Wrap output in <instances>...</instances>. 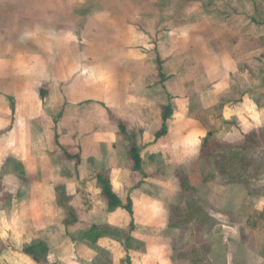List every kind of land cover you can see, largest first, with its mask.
Here are the masks:
<instances>
[{
	"label": "crops",
	"instance_id": "crops-1",
	"mask_svg": "<svg viewBox=\"0 0 264 264\" xmlns=\"http://www.w3.org/2000/svg\"><path fill=\"white\" fill-rule=\"evenodd\" d=\"M37 1L40 4L34 7L44 14H54L56 18L57 13L63 12L61 0ZM219 2L214 5L213 19L207 15L212 12V5H204L202 10L200 7L206 16L202 15L198 23V46L202 49L215 40V51L206 47L204 56L200 51L194 60L190 55L184 57L179 69L171 63L166 70L163 66L166 83L161 79L159 85L157 81L150 100H144L143 94L152 75L144 70L147 60L153 59L141 52H130L131 45L141 38L135 29L127 30L124 14L130 8L123 0L110 6L108 16L103 15L102 19L110 34L109 41L104 42L112 46L105 48L106 53L85 55L84 63L78 42H74L80 32L73 8L68 11L75 14L76 21L70 26L63 27L61 22L51 26L47 21L50 18L44 19L43 15L38 25L44 26L48 36L38 37V53H31L28 58L21 56L25 67L21 74L16 70L13 40L0 38V157L6 155V149L10 150L12 161L15 157V137L8 131L15 121L17 77L24 73L28 77L23 82L27 83L30 96L33 89L35 92L43 84L38 95L41 104L34 101L31 105H38L40 112L30 122L39 118L45 135H40L43 140L38 144L33 142L35 133L25 135L24 148L18 154L31 188L38 192L34 193L35 198L20 199L22 209L16 212V219L26 228L43 221L50 233H40L37 239L48 248V255L58 252L60 256L54 263L46 259L37 262L24 253L27 245L20 249L24 234L11 237L8 229L3 231L0 227V264H96L106 253L111 255L113 264H165L163 254L174 245L169 234L170 208L182 195L176 174L185 167L190 173L192 165L201 160L204 141L211 133L208 125H218L220 133L216 137L233 146L254 132L264 134V97L256 96L253 86L256 76L264 74V0L262 5L258 0ZM81 30L82 39L89 43V30ZM65 32L70 37L63 38ZM119 44L124 48L117 46L114 51ZM49 45L54 48L49 49ZM192 61L198 64L195 66ZM84 66L86 70L82 69ZM192 76H205L208 80L221 77L222 81L215 87L210 80L206 85H193ZM196 96L200 111L215 110L214 120L206 122L201 115H192ZM168 106L172 114L165 122ZM164 126L167 134L158 138ZM136 133L132 145L130 138ZM133 147L141 157L140 169H136ZM239 186L233 184L226 190L227 185L215 183L214 188L209 184L203 190L206 194L209 191L208 201L221 213L216 216L222 217L225 212L235 222L240 218L237 228L227 227L235 230L238 238L232 249L233 264H255V260L256 264H264V225L257 227L251 217L255 211L264 212V197L249 202L244 186L241 195H234ZM107 187L121 203L114 210H110L104 194ZM129 201L134 216L126 209ZM244 209L246 213L241 211ZM71 213L72 223L63 227ZM236 214L238 219H234ZM94 227L121 231L124 237L108 234L95 241L88 238ZM13 240L19 242L16 249ZM241 252L243 256L238 255Z\"/></svg>",
	"mask_w": 264,
	"mask_h": 264
},
{
	"label": "rangeland",
	"instance_id": "rangeland-1",
	"mask_svg": "<svg viewBox=\"0 0 264 264\" xmlns=\"http://www.w3.org/2000/svg\"><path fill=\"white\" fill-rule=\"evenodd\" d=\"M119 1L120 0H61L63 12L57 13L55 18L54 14L47 15L40 12V10H37V7H34L39 6L40 4L37 0L35 2H33V0H0V38L3 39L4 37L13 40L15 48L14 52L17 57H15L17 62L16 70L21 74L25 68L24 64L22 65L21 63V60L23 62L21 56L24 55V58H28V55L31 53H38V37L43 38L44 34L45 37L48 36V34L44 32V26L42 25L41 28L40 24L38 25V23L43 20V15L44 19L47 17L50 18V20L48 19L47 21L51 26L55 23L61 22L62 24L60 25L63 27L70 26L77 16V25H79L77 28H79L80 33L75 37L76 41L74 42H78V53L80 56H83L82 63H84L86 61L85 55H97L99 52H101L100 54L106 53L105 48L112 46L107 45V43L104 42L109 41L108 38L110 37V34L104 27L106 22H102V19L103 15L108 16L107 9L110 6L117 5ZM123 1L130 8L129 10L126 9V14H124L126 17L125 22H127V30L128 28H130L128 31L135 29L137 36L141 38L136 42V45H131L132 49L130 52H141L153 59L152 62L147 60L148 62L146 65L148 70H144L152 75L150 80L145 84L148 88H146L147 90L143 94L144 100L151 99L152 96L150 95L152 94L153 86L158 84L161 85V77L160 75H157L158 66L160 68V65H162L166 70L168 63H171L176 69H179L184 57H189L190 55L194 60V56H200V51H202L201 56H204L206 53V47L210 49L211 52L215 51L217 47V41L215 40L208 46L203 45L202 49L198 46V23L202 15L206 16V13L201 12V10L204 9V5H207V7L212 5V8L209 7L212 12L207 15H209V19L214 18V5L220 3L219 0ZM258 1L259 4L262 5L263 0ZM72 8L77 13L76 16L74 13L68 11ZM81 28H87L89 30L90 40H87L89 43H86V40L82 39ZM41 29H43V32L38 34L37 31H40ZM67 36L70 37L66 32L62 35L63 38ZM28 40H31V46H29L30 50L27 47L29 45ZM68 41H70V39H67L66 42ZM65 45L67 46V44ZM117 46L121 49L124 48L120 44L115 45L114 51L118 49L116 48ZM49 47L54 48L52 45H49L48 48ZM67 47L70 49L69 44ZM192 63H194L195 66L198 64V62L195 61H192ZM189 67L193 68V65L190 64ZM82 69L86 70L87 68L84 66ZM190 78L191 83H194L195 85L202 82L203 85H206L209 84L210 80L214 87L218 85L217 83L222 81L221 77H213L211 79L209 78V80L208 77L206 79L205 76H192ZM17 80L18 84L16 85V92L14 93L13 99L15 121L10 127L13 131H8L10 132L9 134H13L15 137V157L12 161L10 150L7 151V149L5 153L6 155L0 157V227H3V231L8 229L9 232H11V237L13 234H24V241L21 245L22 248H20L23 249L24 245L29 246L28 244L30 243L31 245L38 243L40 240L37 239V237H39L38 235H40V233H42V235L45 232L49 234L50 231L47 225L44 227L43 221L36 222L37 226L35 227L33 224V226L30 225L26 228L22 222L20 223L16 219L17 211L22 209L21 200L23 198H35L36 195H34V193L38 192V190L34 191V189L31 188V182L29 183L30 179L26 176L27 174L25 173L24 166L18 159L19 152L24 148V136L26 135L29 137L35 133L37 137L33 139V142L34 144H38L43 140L40 135H45L44 128H41L43 126L39 123V118L32 119L33 122H30L31 117L40 112L38 105H33L32 107L31 105L34 101L41 104V102L38 101V95L43 84L39 89H36L35 92L33 89V93H31L32 96H30V93L26 91L27 83L23 82L28 80L25 73L23 76L19 75ZM187 80L189 81L188 78ZM30 81H34L33 77H31ZM157 81L158 84H156ZM163 83L165 85L166 80ZM187 83L188 82L186 81V86ZM38 85L39 83H36V87ZM253 86L257 91L256 96L261 95L264 97V74L256 76ZM197 98L198 96H196V102L191 109L192 115L195 114L196 117H200L201 115V118L206 122H210L211 119L214 120L216 116L215 110L200 111ZM208 126L211 128L210 142L207 147H205L204 151H202L201 160L192 165V171L190 173L186 172L185 167V170H180L176 174L180 179L179 182H181V184L188 181L191 187L186 189V186L182 184V195L170 208L172 230L169 234H171L170 239L174 241V245L170 251L167 250L163 254V257L165 256V264H233L234 262L232 259L234 255L232 249L233 246L236 248V240H238V238H236L237 233L235 230H232L231 228H237V226L241 224L240 218L238 219L236 214L234 219H238V222H235L229 217V214H226L225 212L222 213V217L218 215L216 216V214L220 212L215 205L208 201L207 195H209V191L207 194L204 193V185L212 184V188H214L213 186L215 183L222 187L227 185L226 188L224 187L226 190H229L228 188L233 184L240 185L239 187L244 186L247 191L246 196L249 197V202L256 199L260 200L264 197V139H261L264 137V134H262V131H258L259 133L257 134L258 138H260V145L248 149V160L245 165L248 170L245 175V182L240 184L231 182L229 175L222 176L220 173L221 171L218 169L217 165L220 158L218 156L226 151L224 147L228 144L220 141V139L216 137V134L220 133L216 129L218 125ZM228 129L229 128H226V132ZM29 132L32 134H29ZM136 138L137 133L134 136H131L130 139H132V145H135ZM235 191L236 192H233L234 195H241L245 190L241 187ZM58 195L62 198L59 192ZM130 204L132 205V202L129 201V205ZM41 207L42 204L40 205V208ZM241 211L246 213L245 209ZM22 212H20V214ZM8 213L9 216L7 215ZM72 214L73 213H71V215ZM251 217L257 227H262L264 225V212L255 211L251 214ZM72 219H74V215L64 223L63 227L70 225ZM55 229L59 230L58 227H55ZM103 229L104 228L97 227L96 232L92 233L90 231L88 235L89 237H94V239H96L99 232ZM31 232L33 235H30ZM222 233L225 234V236H223ZM114 235L120 237L117 234ZM16 244H19V242L13 240V246L15 249L18 247ZM238 255L243 256L244 254L241 252V254ZM47 256L48 257L45 259L48 263H54L55 260L60 258L58 252H53ZM204 257L205 259H203ZM110 258L111 255L106 253L104 257L100 258V263L96 264H113V261ZM11 260L12 258H9L8 261ZM46 260L43 261L45 262ZM257 261L258 260H255L254 263L256 264Z\"/></svg>",
	"mask_w": 264,
	"mask_h": 264
},
{
	"label": "trees",
	"instance_id": "trees-1",
	"mask_svg": "<svg viewBox=\"0 0 264 264\" xmlns=\"http://www.w3.org/2000/svg\"><path fill=\"white\" fill-rule=\"evenodd\" d=\"M104 16H106V15H104ZM105 19H106V17H105ZM160 77L163 81L166 80V76L163 73V66L162 65H160ZM164 113H165L164 114V121L167 122L168 119L170 118L171 114H172L171 106H168L165 109ZM166 134H167V127L164 126L162 131L158 133L157 137L161 138ZM210 137H211V133L209 134V136L204 141L203 151H204L205 147H207V145L209 144ZM259 139L260 138H258L257 133L254 132V133L246 136L244 141L239 145H235V146L230 145V144L226 145V147H224V149L226 151L219 154L218 157H220V158H219V161L217 163L218 169L221 171L220 173L222 174V176L229 175V177L231 178V182L243 184L245 182V175L247 174V170H248L247 166H245L246 162L248 160V157H247V154L249 152L248 149H250L251 147L256 146V145L259 146L261 143L259 141ZM131 152H132L133 159L136 162V169H140L141 157H140L138 149L133 147ZM182 184L186 186V189L191 187L190 183L188 181H186V183L183 182ZM104 194H105V197L107 198V200L109 202L110 210H114L115 208H117L121 205L118 197L113 193L111 188L107 187L104 190ZM126 209L128 210V212L132 216H134V211H133V207L131 204L128 205L126 207ZM133 225H132V227H134ZM96 231H97V227H94L91 230L92 233H94ZM108 234H117L122 238L124 237V233L121 231L110 230V229L104 228L103 230H101L99 232L96 239H94V237H93V240L97 241L98 238H100L104 235H108ZM88 237H89V235H88ZM48 252H49L48 248L42 242H38L34 245L26 246L24 249V253L26 255L32 256L34 258V260L37 262L44 260L45 257L48 255ZM203 259H205V257ZM199 264H201V263H199Z\"/></svg>",
	"mask_w": 264,
	"mask_h": 264
}]
</instances>
